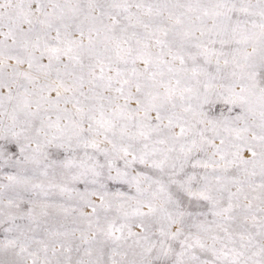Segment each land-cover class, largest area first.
Instances as JSON below:
<instances>
[{"label": "snow or ice", "instance_id": "snow-or-ice-1", "mask_svg": "<svg viewBox=\"0 0 264 264\" xmlns=\"http://www.w3.org/2000/svg\"><path fill=\"white\" fill-rule=\"evenodd\" d=\"M0 264H264V0H0Z\"/></svg>", "mask_w": 264, "mask_h": 264}]
</instances>
